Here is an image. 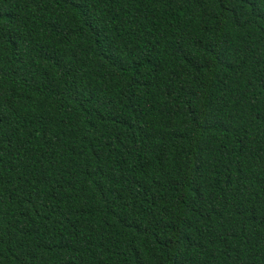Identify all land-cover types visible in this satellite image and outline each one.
I'll list each match as a JSON object with an SVG mask.
<instances>
[{
    "label": "trees",
    "instance_id": "obj_1",
    "mask_svg": "<svg viewBox=\"0 0 264 264\" xmlns=\"http://www.w3.org/2000/svg\"><path fill=\"white\" fill-rule=\"evenodd\" d=\"M0 264H264V0H0Z\"/></svg>",
    "mask_w": 264,
    "mask_h": 264
}]
</instances>
